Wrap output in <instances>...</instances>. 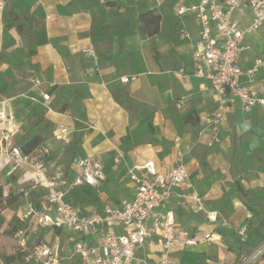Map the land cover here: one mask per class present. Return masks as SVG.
<instances>
[{"label": "crops", "instance_id": "obj_1", "mask_svg": "<svg viewBox=\"0 0 264 264\" xmlns=\"http://www.w3.org/2000/svg\"><path fill=\"white\" fill-rule=\"evenodd\" d=\"M8 1L16 13L32 9V14L38 12L43 18L28 45L19 33L10 40L13 55L22 58L18 63L27 78L41 81L42 86L39 90L21 86V93L0 104L8 139L17 126L33 125L43 116L50 126L32 135L40 137L39 147L49 149L46 173L50 175L49 168L56 169L61 189L77 174L71 165L68 178L58 166L57 157L67 151L66 142L73 141L69 152L74 158H97L103 181L97 187L81 186L73 192L83 191L100 206L84 210L68 198L84 213L131 200L135 188L127 170L132 166L152 162L157 171L166 173L176 162H182L189 178L177 193L198 194L205 210L216 212L220 220L209 223L181 206L177 196L171 197L162 212L171 213L179 230L199 240L192 246H179L171 257L177 264H200V258L205 259L203 264L243 263L246 252L264 238V107L256 106L250 114H243L239 101L233 99L221 127L220 143L209 148L199 139V121L215 103L206 82L192 74L191 49L180 36L185 29L197 37L194 18L179 19L173 10L176 3L189 5L199 0ZM150 11L161 21L159 33L147 37L138 29V18ZM235 18L242 27L250 23L247 12L236 13ZM243 45L238 64L246 69L264 57V25L245 36ZM241 82L264 99V70L252 80L242 77ZM40 90L49 95L48 100L39 95ZM61 132L66 134L65 142L59 140ZM204 160H224L220 169L252 172L253 177L246 175L240 182L207 177L201 165ZM9 167L0 159V185L4 190H17L20 186L6 176ZM105 183L125 185L129 198L105 201L100 195ZM235 183L244 190L246 199L237 195ZM39 193L34 191L35 196ZM208 199L215 202L214 207ZM221 220L227 222L225 226ZM247 226L246 244L235 245L238 238L234 240V232ZM217 229L224 231V236L217 234ZM206 234L212 238L202 240ZM225 238L235 241L234 246L224 242ZM150 242L144 250L151 261H156L160 251ZM255 264H264V256Z\"/></svg>", "mask_w": 264, "mask_h": 264}, {"label": "built area", "instance_id": "obj_2", "mask_svg": "<svg viewBox=\"0 0 264 264\" xmlns=\"http://www.w3.org/2000/svg\"><path fill=\"white\" fill-rule=\"evenodd\" d=\"M173 10L179 19L192 16L197 27V37L185 29H181L180 36L191 49L192 74L206 82L215 103V108L201 117L198 130L199 139L212 148L221 141V127L233 99L239 101L243 114H250L256 106L264 107L258 92L241 82L242 77L252 80L264 70V57L246 69L238 64L245 49V36L258 32L264 25V0H199L189 5L176 3ZM238 12L250 15L246 27L235 18ZM33 86L39 90L42 82L35 80ZM39 93L44 100L49 99L47 93ZM7 141V136L0 138V159L10 165L6 176L15 180L20 186L18 193L26 197L17 215L22 226L12 235L22 264H177L172 252L199 240L179 230L171 213L162 212L173 196L191 213L209 223L218 222V214L206 211L198 194L177 193L189 178L187 167L180 161L166 173L157 171L152 162L132 166L127 170L135 188L131 200L84 213L68 196L75 188H94L103 181L102 165L97 158H75L77 174L61 189L60 177L46 173L48 148L40 146L26 154L18 145H7ZM34 191L40 192L41 200L37 203L31 199ZM226 223L221 220L223 226ZM48 229L53 236L50 243L33 240ZM63 235L66 242L61 240ZM211 238L206 234L202 240ZM147 241L158 246V260L148 258L144 250Z\"/></svg>", "mask_w": 264, "mask_h": 264}, {"label": "rangeland", "instance_id": "obj_3", "mask_svg": "<svg viewBox=\"0 0 264 264\" xmlns=\"http://www.w3.org/2000/svg\"><path fill=\"white\" fill-rule=\"evenodd\" d=\"M13 11L16 15H22L21 13H16L14 11V5L11 4V1L3 2L0 0V104L5 102L7 99H10L12 96H16L17 94L21 93L24 89H29V87H33L32 82L34 78L28 79L25 75V72L23 71V67L19 66L18 62H21V57H16L13 55V47L12 45L11 37L19 35L15 29V26L13 25V17H7V12ZM28 13V17L32 16L33 10L26 11ZM42 16L38 13L32 16L31 21L27 23L28 29H26L23 34L21 35L23 43L28 45L33 38V35L36 33L37 29L39 28V25L43 23ZM21 86L24 88H21ZM5 87L7 89L5 90ZM26 91V90H25ZM46 91V90H45ZM39 94V93H38ZM40 95V94H39ZM42 97V96H41ZM15 101V100H13ZM48 102V101H46ZM3 113V110L0 109V115ZM5 119H0V138L2 136H6L8 131L6 130V127L4 125ZM14 120V119H13ZM13 124L17 125V122L15 120L13 121ZM17 126V128L14 129V131L11 133L8 141L6 142L7 145H13V144H22V142H28L33 137L32 134H34L35 131L38 129L46 130L50 125L47 121H44V117H40L38 122L35 124H31L29 126ZM61 137L59 140L65 142V135L64 132H61ZM28 140V141H25ZM67 143V151L62 153L61 156H58V166L60 167L61 172L64 174V176L70 178L72 175L71 171V165H73V160L75 159L74 156L70 155V148L73 144V141L70 140ZM52 157V156H51ZM224 162V160H215L213 163H209L206 160H204L201 165L205 169L203 172L206 174V176H214L218 177L220 181L222 182H233L234 180H237L240 182L241 179H246V175L252 174V172H243V170H225L220 169V165ZM247 165V163L245 162ZM50 176H55L56 169L53 168L50 170ZM1 179V176H0ZM24 188L25 186H21ZM101 190L100 195H104L102 197L105 198V201L111 200L113 197H122L124 199L129 198L128 190L125 188V185L123 186H117L115 184H107L105 183ZM2 190L4 193L8 191L14 192L16 194H21L18 201L6 209H4L0 216L4 219L5 223L0 227V264H21L20 258L18 257V251L17 247L14 243L13 236L10 234V229L12 224L16 222L18 219L17 215H19L20 211L22 210L23 206L26 203V197L22 195V193H18V189L15 191L14 189L9 188L8 190H4L2 187ZM100 191H95L94 194H99ZM41 196H31V199L34 203H37L38 200H41ZM69 199L74 202L75 205H77L79 208L84 210H93L98 208L100 205L95 203L92 199H89L86 197V194L78 190L76 192H71L69 194ZM209 200V199H208ZM210 205L214 207L215 202L209 200L208 202ZM101 204V203H100ZM220 220V217L219 219ZM206 225V224H204ZM209 229V227H208ZM247 231H249V227L247 228H239L234 232V240L235 236L238 238L236 241L238 243L235 244V241H230V239L225 238L224 242H230L232 246L237 244H246L244 240H248ZM243 232V235L240 236L239 234ZM246 235V236H245ZM243 238L241 241L240 239ZM53 239L51 230L45 231V233H41L37 236V239L35 242H38L39 240L50 243ZM63 239V242H66V238L61 236V240ZM264 256V238L257 241L255 245L252 246V249L248 250L246 252V257L243 259V263L241 264H255V261L260 257ZM12 258V259H11ZM5 259H8L9 261H6ZM205 259L200 258V264H203Z\"/></svg>", "mask_w": 264, "mask_h": 264}, {"label": "trees", "instance_id": "obj_4", "mask_svg": "<svg viewBox=\"0 0 264 264\" xmlns=\"http://www.w3.org/2000/svg\"><path fill=\"white\" fill-rule=\"evenodd\" d=\"M3 2H6L8 0H2ZM35 14H38V12H35ZM34 13L32 14V16ZM31 17H28L27 13L20 15L14 14L13 11L7 12V17H13V25L15 26V29L17 33L20 35L23 34V32L28 29L27 23L31 21ZM139 21V31L142 35L147 37H152L159 33L160 28V21L161 18L159 15H156L153 11L146 12L144 14H141L138 18ZM32 42V41H31ZM185 121H188V118L185 119ZM40 145V137L39 136H33L30 141L22 145V150L24 153H30L34 151L37 147ZM233 189L237 192V195L242 197L243 200L246 199V193L244 190L238 185L234 184ZM21 194H16L14 192H9L7 195H4V192L2 190V186L0 185V213L9 207L10 205L16 203L19 199ZM34 192L31 193V196H34ZM247 203V202H245ZM248 205V204H247ZM5 223L4 219L0 216V227ZM22 226V223L17 219L14 224H12L10 229V234L13 235V233L19 229ZM59 232H57L58 234ZM216 233L219 235L224 236V231L217 229ZM18 257L20 258V254L18 253ZM12 259V258H11ZM6 261H9L8 259H5ZM21 262V259H20ZM22 264V262H21Z\"/></svg>", "mask_w": 264, "mask_h": 264}, {"label": "bare ground", "instance_id": "obj_5", "mask_svg": "<svg viewBox=\"0 0 264 264\" xmlns=\"http://www.w3.org/2000/svg\"><path fill=\"white\" fill-rule=\"evenodd\" d=\"M3 117V116H2ZM4 118V117H3Z\"/></svg>", "mask_w": 264, "mask_h": 264}]
</instances>
